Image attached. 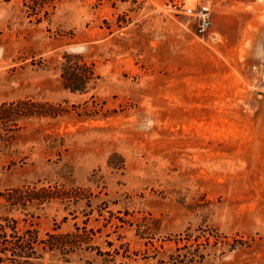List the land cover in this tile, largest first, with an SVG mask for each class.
Instances as JSON below:
<instances>
[{"label": "rangeland", "instance_id": "rangeland-1", "mask_svg": "<svg viewBox=\"0 0 264 264\" xmlns=\"http://www.w3.org/2000/svg\"><path fill=\"white\" fill-rule=\"evenodd\" d=\"M65 54L88 92L62 89ZM26 99L66 112L0 125V193L83 187L88 220L52 203L32 223L114 256L40 264H264V0H0V107Z\"/></svg>", "mask_w": 264, "mask_h": 264}, {"label": "trees", "instance_id": "trees-1", "mask_svg": "<svg viewBox=\"0 0 264 264\" xmlns=\"http://www.w3.org/2000/svg\"><path fill=\"white\" fill-rule=\"evenodd\" d=\"M63 59L65 63L62 65V89L71 94L88 92L89 85L96 78L93 64L88 65L81 56L65 54ZM65 112L60 106L26 99L2 105L0 125L32 118L56 119ZM92 197L88 190L74 183L68 185L56 183L48 186L24 185L0 193V211L3 212L0 214V264H40L46 254H58L67 261L78 252L93 250L97 251L98 256L105 257L104 263L111 262L113 254L102 253L92 245L96 232L93 229L88 230L85 224L82 227L75 225L74 231L65 234L59 233L56 227L52 232L41 236L32 223L36 217L34 213H30V210L40 211L52 203L64 205L65 209L84 207L82 214L88 220L94 212ZM106 205L101 203L97 207L100 214L106 209ZM14 212L25 215L22 227L12 216Z\"/></svg>", "mask_w": 264, "mask_h": 264}, {"label": "built area", "instance_id": "built-area-1", "mask_svg": "<svg viewBox=\"0 0 264 264\" xmlns=\"http://www.w3.org/2000/svg\"><path fill=\"white\" fill-rule=\"evenodd\" d=\"M186 13L196 22V32L204 36L211 27L212 11L209 5L186 9Z\"/></svg>", "mask_w": 264, "mask_h": 264}]
</instances>
